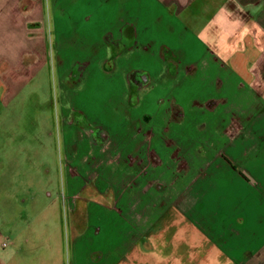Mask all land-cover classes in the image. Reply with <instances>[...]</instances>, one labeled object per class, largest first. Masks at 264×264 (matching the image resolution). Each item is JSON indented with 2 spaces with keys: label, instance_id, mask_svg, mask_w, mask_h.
I'll return each mask as SVG.
<instances>
[{
  "label": "rangeland",
  "instance_id": "1",
  "mask_svg": "<svg viewBox=\"0 0 264 264\" xmlns=\"http://www.w3.org/2000/svg\"><path fill=\"white\" fill-rule=\"evenodd\" d=\"M38 3L41 10L29 11ZM103 3L0 0V264H101L113 244L130 243L131 218L107 215L122 208L115 185L93 179L70 156L109 140L108 154L127 167L104 172H113L118 191L130 196L133 182L148 181L158 197L186 186L183 210L198 226L190 241L206 258L223 257L203 264H240L233 257L249 250L256 251L251 264H264V149L248 155L251 180L237 166L239 154L219 152L228 138L224 118L215 140L209 118L222 112L215 104L222 92L191 82L193 73L188 82L172 77L143 88L138 100L128 80L144 68L156 74L148 51L169 37L152 24L147 35L122 39L119 31L135 24L119 22ZM162 54L179 63L176 52ZM123 201L128 213L132 198ZM10 252L16 260L4 261Z\"/></svg>",
  "mask_w": 264,
  "mask_h": 264
},
{
  "label": "crops",
  "instance_id": "2",
  "mask_svg": "<svg viewBox=\"0 0 264 264\" xmlns=\"http://www.w3.org/2000/svg\"><path fill=\"white\" fill-rule=\"evenodd\" d=\"M103 4L104 7L115 10V17L119 22L135 24L129 33L119 31L123 34L122 39L140 36V33L147 35L153 25H161L154 27L163 28L169 37L166 42L148 51L152 63H158L156 74H152L150 68H144L139 72L135 71L128 80L130 88H136L134 91H137L138 100L145 98V92L141 89L163 87L167 81H172V77L186 79L187 73L194 74L191 82L202 83L207 87L217 86L222 94H219V103L216 101L215 104L219 106L223 100L226 107L216 106V110L218 108L222 112L210 117L216 118H209L210 135L213 140L221 135V125L217 119L221 113L226 126L223 130L227 129L228 138L224 142V149L219 152L226 151L230 159L239 154L243 162L237 166L251 180L250 172H246L249 170L248 163L255 158L248 159V155L255 153L257 149H264V0H104ZM35 10H41L40 3L30 6L29 11ZM174 40H178V44ZM163 50L176 52L179 57L176 61L179 63L171 64L162 54ZM105 135L108 138V134ZM93 145L92 142L90 151L82 158L78 157L77 150H71L73 162H83L84 172L93 179L105 176L110 180L111 186L115 185V191L111 194L115 203L122 208H107L110 213L107 214L108 217L114 212L117 221L126 215L131 218L130 243L128 240V245L113 244L109 251L112 258H105L101 264H203L210 257L211 261L223 259L222 256L214 255L206 258L207 254L201 244L197 242L195 245L190 241L193 239L190 236L191 229L198 232V226L194 219L195 225L191 226L188 220L190 212L183 210L186 186L174 193L165 190L155 197L148 181L133 182L129 196L124 191H118V181H111L117 180L113 172L108 175L104 173L112 169V166L116 168L115 172L127 168L120 162L117 164L113 156L108 154L110 140L104 141L100 146ZM94 154L98 158L92 160ZM140 173L141 170L138 171L137 178ZM142 191L143 194L140 193ZM130 198L132 209L126 213L124 205L127 206V201L123 200ZM172 203H180V208ZM127 223L129 225L130 222ZM17 246L15 249L18 252L22 245ZM157 246L161 248V252H157ZM210 252L214 254V251ZM249 252L247 257L233 259H240V264H251L256 251ZM5 257L8 258H4V261L16 260L11 252L5 254ZM242 257L245 258L242 260Z\"/></svg>",
  "mask_w": 264,
  "mask_h": 264
},
{
  "label": "flooded vegetation",
  "instance_id": "3",
  "mask_svg": "<svg viewBox=\"0 0 264 264\" xmlns=\"http://www.w3.org/2000/svg\"><path fill=\"white\" fill-rule=\"evenodd\" d=\"M95 131L99 133L100 130L99 129H95Z\"/></svg>",
  "mask_w": 264,
  "mask_h": 264
}]
</instances>
